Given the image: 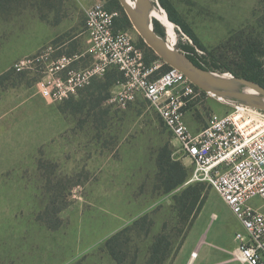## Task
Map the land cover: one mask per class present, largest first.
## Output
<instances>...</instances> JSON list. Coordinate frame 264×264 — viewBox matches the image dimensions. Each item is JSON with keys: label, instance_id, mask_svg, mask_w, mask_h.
Instances as JSON below:
<instances>
[{"label": "rangeland", "instance_id": "obj_1", "mask_svg": "<svg viewBox=\"0 0 264 264\" xmlns=\"http://www.w3.org/2000/svg\"><path fill=\"white\" fill-rule=\"evenodd\" d=\"M160 1L153 0L166 11ZM162 1L177 21V48L208 69L264 81V0ZM96 2L106 9L111 0ZM90 6L81 0H0V42L11 41L13 20L29 24L36 17L44 31L48 25L58 31L48 43L59 54L84 52ZM113 11L119 19L126 15L121 6ZM22 31L28 33V26ZM126 31L144 53H154L131 24ZM88 61L86 55L74 65ZM6 71L0 83V264H43L48 257L50 264H242L233 256L239 221L207 182H187L194 164L181 156L156 110L140 92L124 107L112 99L125 82L119 70L122 78L105 99H99L104 94L98 95L94 79L59 103L34 87L41 74L16 73L11 65ZM19 94L35 101L34 120L26 103L15 102ZM20 107L25 113L18 117ZM230 108L202 92L184 108V119L191 131L199 130L211 114ZM167 154L186 169V178L165 192L168 166L161 169L158 159L167 160ZM191 185L198 186L201 205L197 212L187 205L181 219L176 198ZM248 203L264 213L262 199ZM117 232L112 250L120 262L105 246ZM160 234L169 252L150 263Z\"/></svg>", "mask_w": 264, "mask_h": 264}, {"label": "built area", "instance_id": "obj_2", "mask_svg": "<svg viewBox=\"0 0 264 264\" xmlns=\"http://www.w3.org/2000/svg\"><path fill=\"white\" fill-rule=\"evenodd\" d=\"M117 15L100 2L91 5L85 10L84 52L59 54L47 43L15 60L11 69L41 74L35 83L38 92L56 103L77 95L111 68L119 70L125 82L112 99L124 107L140 92L148 100L177 141L181 156L194 164L187 182H207L239 221L242 231L233 235L234 258L242 264H264V213L248 203L255 197L264 202V111L216 98L230 110L211 114L197 132L191 131L184 108L202 91L176 68L157 72L160 60L145 64L143 49L126 30L114 28ZM86 55L88 64L74 65Z\"/></svg>", "mask_w": 264, "mask_h": 264}, {"label": "water", "instance_id": "obj_3", "mask_svg": "<svg viewBox=\"0 0 264 264\" xmlns=\"http://www.w3.org/2000/svg\"><path fill=\"white\" fill-rule=\"evenodd\" d=\"M118 2L142 41L165 64L182 72L195 87L227 103L264 111V87L258 82L201 67L177 46L169 45L166 37L155 31L151 18L156 6L153 0H133L132 5L126 0Z\"/></svg>", "mask_w": 264, "mask_h": 264}, {"label": "trees", "instance_id": "obj_4", "mask_svg": "<svg viewBox=\"0 0 264 264\" xmlns=\"http://www.w3.org/2000/svg\"><path fill=\"white\" fill-rule=\"evenodd\" d=\"M160 3L166 9V11L168 13V18L172 22L177 23L176 19L172 16L171 10L168 8V6L162 0L160 1ZM114 6L118 9H120L118 0H111V2H108L107 6H106V10L113 11ZM128 26H130V22H129L126 15H123V17H121L120 19L118 17H116L114 19V28L115 29L126 30V28H128ZM154 28H155V31L159 35L164 36V30L157 21H154ZM143 45H144V43H143ZM142 47L144 48V50L146 48L147 51H150L149 48L146 47L145 45ZM188 56L193 60V62L195 64H197L201 67L207 68L202 63H199L194 58H192L190 55H188ZM156 60H161V59L158 56H156L154 53H152V54H148V52H147V54H146V52L144 53L145 64L149 65ZM169 68L170 67L161 60V65L158 68L157 72L162 73V72H165ZM111 69H113V70L111 72H109V70H108L106 72V74L104 75L105 77L103 76V78L95 79L93 81L94 89L96 90L98 95L104 94L103 96H100L99 99H105V97L108 95L109 87L111 85L115 84L118 80H120V78H122L121 73L118 72L116 68H111ZM7 75H8V73L6 72L5 74L0 76V83H1V80L4 77H6ZM252 80H256V79H252ZM257 81L260 85H262L264 87V81L263 80L259 81L257 79ZM167 157L168 158L165 161L162 160V157H159V159H158V164H159V167L161 169H164L165 164L168 166V168H165V177H164V191L165 192L170 191L173 188L177 187L178 185L182 184L186 178V169L182 166V164L177 160L170 159L169 154H167ZM198 190H199V188L196 185L187 186L182 190L180 195L176 198V202H177L178 207H179L178 208L179 218L182 219V216H181L182 212L187 207V205H189L188 210H191L192 208H194L196 206L195 211L196 212L198 211V209L200 208V205H201V200H199V191ZM196 212H195V214H196ZM195 214L193 215V218L196 217ZM193 218L188 222V224H187L188 227H190V225L192 224ZM119 234L120 233L117 232L114 235H112L111 237H109L107 239V241L105 242V246H106L107 250L109 251V253L113 256V258L117 259V261L120 262V259L116 256V254L112 250L113 249L112 244L115 241V239L118 237ZM168 247H169V241L165 238V236L163 234L158 235L154 239V242L151 246L149 262L151 263L154 260L162 261L167 256V254L169 252ZM72 264H83V262L77 261V262L72 263Z\"/></svg>", "mask_w": 264, "mask_h": 264}, {"label": "crops", "instance_id": "obj_5", "mask_svg": "<svg viewBox=\"0 0 264 264\" xmlns=\"http://www.w3.org/2000/svg\"><path fill=\"white\" fill-rule=\"evenodd\" d=\"M83 4L93 5L97 3V0H81ZM3 3V1H2ZM31 23L27 24L23 20H18L17 22L13 20L11 22V29H12V39L9 42L4 43L0 42V76L5 74V70L12 65L16 59H19L23 56L30 55L35 53L41 46L47 44L48 42L52 41L50 39L53 38L55 34L58 33L57 30H54L53 27L48 25V28L46 31H44L43 24L36 20V17H33L30 21ZM18 23V24H17ZM23 24H26L28 26V33H23V29H27V26H22ZM18 26L20 29L19 34L15 33V28ZM86 33V32H85ZM6 62L10 63L7 67H5ZM5 72V73H4ZM33 87V86H32ZM34 87L37 89L36 84ZM15 102L20 103L21 101L26 103L25 107L27 109V113L31 112L32 120H34V111H35V101L32 99V97L26 95V94H19L15 96ZM3 103L2 99L0 100V103ZM29 104H31L32 107H29ZM23 107L18 108L17 110V116L20 117L22 114L21 112L25 113V110L22 109ZM219 114V113H218ZM17 125L20 126L21 122L18 120ZM35 123L33 124V129H29L30 131H34ZM193 132H197L198 130H192ZM65 146L64 144H61L60 147ZM62 154V152L60 153ZM124 175V174H123ZM119 179H122V176L119 177ZM18 238V237H17ZM28 264H30V260H27ZM51 259L50 257L47 258L46 261H44L43 264H50Z\"/></svg>", "mask_w": 264, "mask_h": 264}, {"label": "bare ground", "instance_id": "obj_6", "mask_svg": "<svg viewBox=\"0 0 264 264\" xmlns=\"http://www.w3.org/2000/svg\"><path fill=\"white\" fill-rule=\"evenodd\" d=\"M129 4H133V0H126ZM151 18L153 21H158L165 30V37L169 45L176 46L178 33H177V26L168 18L166 11L160 7L155 6V8L151 12ZM136 31V29H135ZM137 32V31H136ZM138 33V32H137ZM197 253L192 252L191 259L196 258ZM191 263V260L188 262V264Z\"/></svg>", "mask_w": 264, "mask_h": 264}]
</instances>
